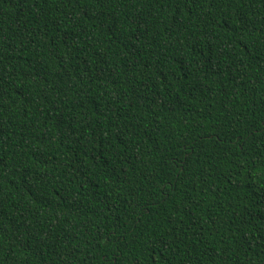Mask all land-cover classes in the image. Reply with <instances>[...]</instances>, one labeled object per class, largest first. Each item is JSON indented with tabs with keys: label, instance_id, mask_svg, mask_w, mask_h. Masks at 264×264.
<instances>
[{
	"label": "trees",
	"instance_id": "1",
	"mask_svg": "<svg viewBox=\"0 0 264 264\" xmlns=\"http://www.w3.org/2000/svg\"><path fill=\"white\" fill-rule=\"evenodd\" d=\"M0 264H264V0H0Z\"/></svg>",
	"mask_w": 264,
	"mask_h": 264
}]
</instances>
